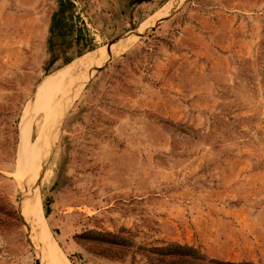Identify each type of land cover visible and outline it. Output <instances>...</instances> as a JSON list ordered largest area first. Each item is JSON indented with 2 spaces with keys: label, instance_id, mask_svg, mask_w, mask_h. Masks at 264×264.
Instances as JSON below:
<instances>
[{
  "label": "rangeland",
  "instance_id": "1",
  "mask_svg": "<svg viewBox=\"0 0 264 264\" xmlns=\"http://www.w3.org/2000/svg\"><path fill=\"white\" fill-rule=\"evenodd\" d=\"M167 1L122 27L100 0H0V264H62L26 215L30 144L66 264H264V0H186L46 141L61 102L44 83Z\"/></svg>",
  "mask_w": 264,
  "mask_h": 264
},
{
  "label": "bare ground",
  "instance_id": "2",
  "mask_svg": "<svg viewBox=\"0 0 264 264\" xmlns=\"http://www.w3.org/2000/svg\"><path fill=\"white\" fill-rule=\"evenodd\" d=\"M185 1L186 0L167 1L164 6L147 22L141 24L137 28L125 34L123 37L121 36L120 40H115L106 46L98 48L91 54L89 53L83 56L81 59L73 63L69 69L64 72H59L44 83V89L41 93L44 104L50 102L52 99L54 100L51 102L54 104L61 102L60 108L58 109L57 120L55 121L52 130H50L47 134L46 141L49 142V140L54 136V133L61 125L62 115L66 114L73 101L85 87L86 83L90 81L91 78L106 64L124 54L144 36L149 34L152 30H155V28L163 23L170 15L176 12V10L180 8ZM53 83L57 84L54 88L52 87ZM47 90H51V92L47 93ZM56 94L60 96H56ZM26 126L30 130L29 140L32 143L33 120L27 119ZM30 145L24 153L21 154V167L19 168L20 178L25 183L28 192L26 197V215L35 235H38V240L42 247L45 249L46 246V251L48 250L49 253L62 264H66L63 256L56 249L53 243L52 235L44 223L42 200L38 185H35L34 187L32 186V181L34 179L36 180V169L39 166L40 159H38V157H33Z\"/></svg>",
  "mask_w": 264,
  "mask_h": 264
},
{
  "label": "crops",
  "instance_id": "3",
  "mask_svg": "<svg viewBox=\"0 0 264 264\" xmlns=\"http://www.w3.org/2000/svg\"><path fill=\"white\" fill-rule=\"evenodd\" d=\"M100 1L102 2V4H105L102 7L106 6L109 10L111 11L114 10L116 14L118 13L119 10L122 11V27L128 25L131 21L135 20L133 19L135 18V15L141 10L144 4L147 3V0H100ZM143 21L138 26H140L142 23L145 22ZM138 26H136L135 28H137ZM133 29H131L130 31H132ZM130 31L126 32L125 34L129 33ZM124 35H122V37Z\"/></svg>",
  "mask_w": 264,
  "mask_h": 264
},
{
  "label": "trees",
  "instance_id": "4",
  "mask_svg": "<svg viewBox=\"0 0 264 264\" xmlns=\"http://www.w3.org/2000/svg\"><path fill=\"white\" fill-rule=\"evenodd\" d=\"M49 210L46 211L47 217H48Z\"/></svg>",
  "mask_w": 264,
  "mask_h": 264
},
{
  "label": "water",
  "instance_id": "5",
  "mask_svg": "<svg viewBox=\"0 0 264 264\" xmlns=\"http://www.w3.org/2000/svg\"><path fill=\"white\" fill-rule=\"evenodd\" d=\"M121 37H119L118 39H116V41L120 40Z\"/></svg>",
  "mask_w": 264,
  "mask_h": 264
}]
</instances>
